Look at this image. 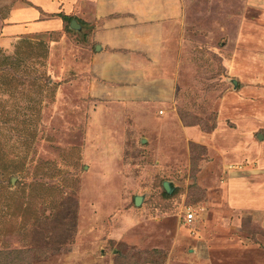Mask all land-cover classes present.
<instances>
[{"label":"rangeland","instance_id":"rangeland-1","mask_svg":"<svg viewBox=\"0 0 264 264\" xmlns=\"http://www.w3.org/2000/svg\"><path fill=\"white\" fill-rule=\"evenodd\" d=\"M59 1L0 0V252L264 264V0H122L175 21L101 60Z\"/></svg>","mask_w":264,"mask_h":264},{"label":"crops","instance_id":"crops-1","mask_svg":"<svg viewBox=\"0 0 264 264\" xmlns=\"http://www.w3.org/2000/svg\"><path fill=\"white\" fill-rule=\"evenodd\" d=\"M154 1H156V4L159 2V0ZM59 3L62 9L64 8L66 11L70 10L73 18L72 22L77 21L82 26V31L86 30L89 26L87 19L91 18V15L94 17L96 22V26L94 27L96 28L93 29V34L87 39V46L91 44L92 48L95 49L94 51L97 54V58L100 60L108 58L114 54L123 53L118 51H123V49H125L124 51L128 50V47L130 46L129 43H135V46H138V41H145L147 38L152 39L153 34L156 37L159 30L151 29L148 25L149 23L151 25L152 23H156L158 26V24L167 19L169 15L170 18L166 21L173 22L175 20L172 19L176 17V10H172L171 7L168 9H161L158 6L153 5L146 8L132 6L130 10L126 11L127 8L122 7V0H112V5L111 0H60ZM113 4L115 6H113ZM117 5H119V7L116 9ZM90 7L93 10L88 13L87 8ZM83 9L87 13L81 17L83 14L82 12H84L82 11ZM169 9L171 10L169 11ZM14 19L19 23L16 17H14ZM128 22H133V24L143 23L148 25V27L141 33H138L135 30H131L130 32L122 30L120 25ZM16 26L14 34L24 31L21 25L18 26L17 24ZM32 28L34 27H31V29ZM101 36H103V39Z\"/></svg>","mask_w":264,"mask_h":264},{"label":"trees","instance_id":"trees-1","mask_svg":"<svg viewBox=\"0 0 264 264\" xmlns=\"http://www.w3.org/2000/svg\"><path fill=\"white\" fill-rule=\"evenodd\" d=\"M65 22H66V27H67V32L69 33H73L69 26L73 20L72 17H66L65 18ZM87 39H89V36L87 35V38H86V41ZM22 45H19L16 49L20 48ZM24 253V252H22ZM25 254V253H24ZM14 255V256H13ZM3 260L2 262H0V264H28V261H26L25 257L24 256H21L20 253H13L12 252V255L10 256L9 254L6 256L4 255L3 252H0V261Z\"/></svg>","mask_w":264,"mask_h":264},{"label":"water","instance_id":"water-1","mask_svg":"<svg viewBox=\"0 0 264 264\" xmlns=\"http://www.w3.org/2000/svg\"><path fill=\"white\" fill-rule=\"evenodd\" d=\"M70 29L72 31L79 32V33L83 32L82 31V26L77 21H73L71 23ZM164 188L167 191V193H169V194L172 193V187H171V184L170 183L165 182L164 183ZM135 202H136V205L137 206H140L141 203H142L141 197H136Z\"/></svg>","mask_w":264,"mask_h":264},{"label":"built area","instance_id":"built-area-1","mask_svg":"<svg viewBox=\"0 0 264 264\" xmlns=\"http://www.w3.org/2000/svg\"><path fill=\"white\" fill-rule=\"evenodd\" d=\"M187 220H188V222H192L193 220H194V214H193V212H189L188 214H187Z\"/></svg>","mask_w":264,"mask_h":264}]
</instances>
